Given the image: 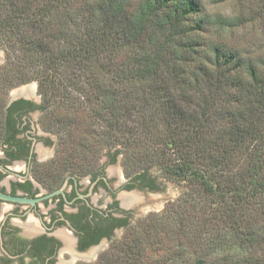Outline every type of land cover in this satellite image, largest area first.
Listing matches in <instances>:
<instances>
[{"label":"trees","instance_id":"1","mask_svg":"<svg viewBox=\"0 0 264 264\" xmlns=\"http://www.w3.org/2000/svg\"><path fill=\"white\" fill-rule=\"evenodd\" d=\"M71 3L70 0H41L39 3L0 0V43L6 48L10 44L15 52L19 43V51L27 63H39L36 78L45 115H48L50 100L56 97L53 91H56L58 77L80 74L83 83H87L83 95L91 111L90 118L104 119L108 112L114 127L120 125L118 130L124 129L129 134L138 128V120H122L119 110L122 108L117 104L121 99L127 101V95H121L119 90L131 94L134 85H142L144 96L140 98H144L139 102L140 108L144 112L149 105L158 108L157 121L145 118L143 123V130L147 124L151 129L160 125L158 137L162 139V149L150 153L152 159L161 158L157 164L168 180L196 189L186 190L187 196L191 192V198L178 202L179 209L174 210V215L180 216L176 230H165L172 238L170 242L176 240L177 245L165 246L163 237L168 235L158 238L155 254L163 255L162 258H151L152 254L142 249L154 233H163L152 225L158 216H150L143 221L145 223L132 226L124 239L112 245L113 252L102 256L96 264H182L184 250L191 246L198 256L195 264H264L263 72L254 63L244 64L239 52L221 45L212 48L209 64L197 63L200 57L204 58V46L188 35L201 30L202 22L197 21L192 27L185 24L201 10L195 0H96L92 6L87 5L86 13L83 9H78L79 13L74 11ZM56 13H59L57 18ZM51 35L74 41L68 45L70 49L67 46L56 49L48 38ZM10 62L12 68L0 74L2 115L6 87L11 86L24 69L15 59ZM179 64L190 65V69L178 68ZM79 66L95 70L101 77L96 74L93 78L85 77ZM244 72L246 77L241 75ZM104 80H109L110 84H104ZM204 88L214 94L212 99L200 97V104L190 107L193 94ZM223 92L229 93L226 101L219 100ZM63 108L67 115L69 106ZM138 112L139 116L144 114ZM45 115L42 122L48 126ZM58 119L60 127L69 130L65 140L95 138V134H90L92 131H86L85 137L78 133L84 122ZM215 121L223 124L220 129L214 130ZM108 137L113 145L109 148L118 146L112 135ZM59 139L58 156L67 157L66 149L70 146L61 135ZM124 149L120 148L122 155ZM239 157L248 161L241 179L237 172L240 167H236ZM149 171L147 166L136 177L144 179ZM191 199L195 210V205H204L201 210L206 215L202 225L197 222L198 236L193 243L188 238L192 222L185 217ZM171 216L169 213L166 217ZM220 227H225L224 232L216 234Z\"/></svg>","mask_w":264,"mask_h":264},{"label":"flooded vegetation","instance_id":"2","mask_svg":"<svg viewBox=\"0 0 264 264\" xmlns=\"http://www.w3.org/2000/svg\"><path fill=\"white\" fill-rule=\"evenodd\" d=\"M3 112L0 194L11 199L0 198V264L95 263L138 224L141 194L160 191L156 178L118 170L109 177L107 168L123 158L119 147L94 163L72 156L71 147L60 158L59 139L42 122L43 99L34 90L5 100ZM126 196L135 199L127 204Z\"/></svg>","mask_w":264,"mask_h":264},{"label":"rangeland","instance_id":"3","mask_svg":"<svg viewBox=\"0 0 264 264\" xmlns=\"http://www.w3.org/2000/svg\"><path fill=\"white\" fill-rule=\"evenodd\" d=\"M43 1V0H42ZM72 3V9L74 11L78 12V9H83L84 13H86L87 5L92 6L96 0H70ZM198 2L201 10L197 15H193L188 22H186V26L192 27L195 25L197 21L202 22V29L201 30H194V32H190L188 35L190 39L196 40L197 42H200L199 44H202L204 46V58L200 57L197 60V63L202 61L201 64H209V60L211 61V57L213 56L212 48L216 45L225 46L228 49H234L235 51L239 52V55L241 59L243 60L244 64L246 63H254L258 66L259 70L263 72L264 74V0H195ZM35 2H41V0H35ZM133 5L135 6V2H133ZM0 12H2L0 8ZM59 13H56L54 17H58ZM3 16V15H2ZM46 32V31H45ZM46 33L42 34V36L45 37ZM18 38V37H17ZM49 40L53 43L52 45L56 49H60L64 47L66 49L69 48V44H73V41H66L65 39H62L59 37V35H51L48 37ZM48 41V40H47ZM19 42V41H18ZM9 46H4L0 43V74H2L5 71H9L10 68H12V64L10 60L15 59L17 63H19L20 68H24L23 72L20 76H18L11 86L6 87L7 94L6 98L11 100L12 98H15L19 92L28 90H34L38 95L42 96V93L39 89L38 80L36 78V75L39 72L40 67L38 66L39 63H27L25 56L23 57L22 52L19 51V47L21 48V45L18 43V51L16 50H9ZM202 52V53H203ZM11 56V58H9ZM211 56V57H210ZM179 67H185L188 70L190 69V65H176ZM17 68V67H16ZM80 70H83V75L85 77H92L96 74L97 77H101L98 75L95 70H86L84 67H78ZM14 69V68H13ZM16 70V69H14ZM78 70V69H77ZM21 71V70H20ZM216 71V69L214 70ZM214 74V73H213ZM242 76L246 77L245 72L241 74ZM48 79L51 80L49 77ZM82 77L80 74L73 75V76H60L58 77L57 84L55 85L54 95L56 97L53 100H50V108L48 110V117L45 115L46 121L45 123L50 126L48 128L47 125H45L46 129L50 131L52 138H54L55 141L59 139L60 135L64 140V143H67L68 146H70L73 149V152H75V156L83 155L81 160L85 161L88 159L91 162H98L101 159L102 152L107 150L110 146H113L112 143L110 144V139H108L109 135L113 136V142L115 145H118L116 147H122L124 149V155L123 158L120 157L117 164L113 166H109L107 168V172L109 174V177L112 178L111 172L113 170H118L120 172V176L122 174H126L128 177H133L137 175L138 173L142 172L147 166L150 167V174L151 176L156 178V183L158 187L160 188V191L157 192V194L149 195L147 194L145 197L143 194H141L142 201L140 203V208L138 209V212L141 213L140 216H138L137 221L138 223H142L145 219L149 220L150 216H158L156 221L152 223L153 226H157L158 229L163 231V233H154L152 236V239L149 243L143 244L142 249L145 253L152 254L151 258H158L163 257V255H156V251L159 247L158 238H161V236L168 235L169 237H163V243L166 247L176 246L177 241L174 240L170 242L172 239L170 237L169 233H165V230H170V228H174L176 230L177 224L176 220L180 217L178 214L175 216V212L179 209V203L181 200H184L186 197L191 198V192L189 191L190 195L187 196L186 190H196L194 187L190 186L188 187L186 184H180L176 181H170L168 180L164 174L162 173V170L158 166L157 163L160 164L161 158L152 159V155L150 153H153L155 150L158 152L160 149H162L161 144V137H158L159 135V128L160 125H154L157 129L154 127L151 129L149 125H146V130H143V123L144 119L146 118L147 121L151 118L157 121V113L158 108L156 109L155 106L149 105V109L144 112L140 106L139 102L142 98H140L143 94V86L142 85H134V92L131 91V94L129 91L125 90L123 92L120 91L121 95H127V101L124 99H121L118 101L117 106L121 105L122 109L120 110V113L122 115V120L130 121L135 120L137 121V129L129 134H126L124 129H121L122 131L118 130L120 125H117L116 128L114 127V120L111 115L108 114V112L105 113L104 119H101L95 117L92 119L91 117V111L86 106V98L83 95V89L87 86V83H83L84 81L81 80ZM45 82V79H43ZM104 84H110L109 80H104ZM82 89V90H81ZM229 93L223 92L220 94L219 100L226 101L228 98ZM134 97H133V96ZM194 101H192L190 104V107H194L196 104H200V97H208L209 99H212V94L210 91H208L207 88H204V91H199L197 93H194ZM132 96V97H131ZM121 97V96H120ZM6 99V100H7ZM43 99V96H42ZM119 99V97H118ZM71 104V105H70ZM93 104V102H92ZM98 104V101H96V105ZM63 106L67 107L69 106L67 110L66 115V108L64 109ZM73 106V107H71ZM251 110V109H250ZM141 111L144 114L140 115L142 116L140 118L139 112ZM81 112H83L85 115H82ZM112 114V113H111ZM67 118L71 120L73 123L77 122H84L81 123L78 129L80 132H78L82 137H85L87 132H91L90 134L93 136L95 134V138L88 137L83 139V141H79L78 139H66V132L69 131L66 127H60L61 122L58 118ZM143 121H142V120ZM59 120V121H58ZM87 121H91L93 123H88ZM159 122V120H158ZM215 129H220V127L223 125L219 121H215ZM147 127L149 129H147ZM142 129V130H141ZM155 129V131H153ZM158 130V131H157ZM87 131V132H86ZM147 134H144V132ZM60 133V135L58 134ZM89 134V135H90ZM59 135V136H58ZM92 138V139H91ZM62 140V141H63ZM93 140L98 141L97 144L93 142ZM108 141V144H107ZM60 142V139H59ZM71 142V143H69ZM73 143V144H72ZM124 143L126 146L123 147ZM59 145V144H58ZM75 145V146H73ZM78 145H83L82 148H79ZM72 152V154H73ZM101 152V153H100ZM122 156V155H121ZM174 157V156H173ZM175 159V157H174ZM177 159V157H176ZM106 159L104 158L102 162H104ZM123 160V162H122ZM148 160H153L150 163H144ZM236 161L240 162L238 166L240 167L237 172L238 179H241L242 176H244V173L246 172L245 169H247V160L244 157H239ZM237 163V162H236ZM235 163V164H236ZM237 165V164H236ZM233 173L235 172L232 171ZM124 174V175H125ZM123 175V176H124ZM125 176V177H126ZM115 177H113V180ZM118 183V179L114 181V185ZM135 194V193H134ZM134 198V197H133ZM190 207L188 212L185 214L186 218L190 220L189 222H192L191 225H189L188 228H191L190 236H188L189 241L193 243V240L195 241V237L197 238V233L195 231V227L200 224L203 220H205L206 215H203V212L201 210V206H197L196 210L194 209V203L191 199V202L189 203ZM177 205V206H174ZM204 206V205H203ZM150 208V209H148ZM174 208V209H173ZM175 210V212H174ZM169 213L172 215L170 219H167V215ZM184 217V216H182ZM166 219V220H164ZM196 221V222H195ZM188 222V221H187ZM185 221V223H187ZM197 222L199 224H197ZM145 223V222H143ZM212 225V224H211ZM225 230V227H220L219 230H216V234H222ZM159 231V230H156ZM126 237V236H125ZM206 238V235L202 236L200 239L202 242H204ZM176 239H178L176 237ZM118 241H114V243H117ZM207 242V241H206ZM118 247L116 246L115 252L117 253ZM108 252H113V246L110 248L109 251H105L100 255V258L102 256H106ZM185 256L183 257V263L182 264H195V261L198 259L197 254L194 252V247L191 246V248H185L184 250ZM99 258V259H100ZM98 259V260H99ZM182 260H180L182 262ZM98 261L92 264H96Z\"/></svg>","mask_w":264,"mask_h":264},{"label":"bare ground","instance_id":"4","mask_svg":"<svg viewBox=\"0 0 264 264\" xmlns=\"http://www.w3.org/2000/svg\"><path fill=\"white\" fill-rule=\"evenodd\" d=\"M23 92H24L26 95L29 94L28 90H24V91H21V92H19V93H23ZM124 199H125L124 201H125L127 204H130L132 201H134L135 198H133V196H126Z\"/></svg>","mask_w":264,"mask_h":264},{"label":"water","instance_id":"5","mask_svg":"<svg viewBox=\"0 0 264 264\" xmlns=\"http://www.w3.org/2000/svg\"><path fill=\"white\" fill-rule=\"evenodd\" d=\"M0 198H4V199H11V198H9V197H6V196H4V195H2V194H0Z\"/></svg>","mask_w":264,"mask_h":264}]
</instances>
